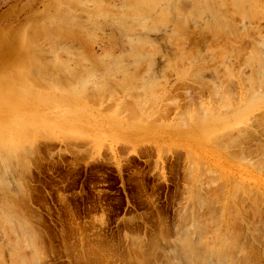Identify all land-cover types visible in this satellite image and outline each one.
Here are the masks:
<instances>
[{
    "label": "rangeland",
    "instance_id": "obj_1",
    "mask_svg": "<svg viewBox=\"0 0 264 264\" xmlns=\"http://www.w3.org/2000/svg\"><path fill=\"white\" fill-rule=\"evenodd\" d=\"M133 1L0 0V264H264V0Z\"/></svg>",
    "mask_w": 264,
    "mask_h": 264
},
{
    "label": "bare ground",
    "instance_id": "obj_2",
    "mask_svg": "<svg viewBox=\"0 0 264 264\" xmlns=\"http://www.w3.org/2000/svg\"><path fill=\"white\" fill-rule=\"evenodd\" d=\"M214 1H215V0H214ZM221 1H222V0H221ZM223 1H224V0H223ZM134 2H136V0L133 1V3H134ZM217 2H218V1H217ZM224 2H225V1H224ZM168 3H169V2H168ZM206 3H207V2H206ZM232 3H233V2H232ZM247 3H248V2H247ZM253 3H254V2H253ZM134 4H135V3H134ZM218 4H219V3H218ZM191 5H192V4H191ZM254 5H255V4H254ZM134 6H135V5H134ZM169 6H170V5H169ZM169 6H168V7H169ZM178 6H181V4H180V5L178 4ZM220 6H221V4H220ZM226 6H227V5H226ZM238 6H239V5H238ZM135 7H136V6H135ZM147 7H148V6H147ZM151 7H153V6L151 5ZM173 7H174V6H173ZM173 7H172V8H173ZM136 8H139V7H136ZM149 8H150V6H149ZM183 8H184V7H183ZM226 8H227V7H226ZM226 8H225V9H226ZM139 9H141V10L138 11V9L136 10V9L134 8V12H133V13H135V11H138V12H137V15H138V14L140 15V12H142V14H143V11H142L143 8H142V6H141V8H139ZM147 9H148V8H147ZM200 9H201V8H199V12H201ZM219 9H220V7H219ZM222 9H223V8H222ZM239 9H240V8H239ZM239 9H238V10H239ZM173 10L178 11V8L176 7V5H175V9H173ZM203 10H205V9H203ZM220 10H221V9H220ZM226 10H227V9H226ZM145 11H146V10H145ZM145 11H144V12H145ZM150 11H151V10H150ZM162 11H163V9H162ZM168 11H169V10L167 9V10L163 11V12L160 14V18L164 21V24H165V21H166V22L169 21V20H166V17H168L167 19H169V16H167V15L169 14ZM210 11H211V10H210ZM223 11H224V10H223ZM228 11H229V10H228ZM205 12H206V11H205ZM205 12H204V13H205ZM213 12H214V11H213ZM218 12H219V11H218ZM221 12H222V11H221ZM243 12H244V11H243ZM202 13H203V12H202ZM202 13H201V15H202ZM239 13H240V12H239ZM241 13H242V12H241ZM135 14H136V13H135ZM147 14H148V11H147ZM196 14H198V13H196ZM214 14H215V13H214ZM220 14H221V13H220ZM243 14H244V13H243ZM139 15H138V16H139ZM176 15H177V14H176ZM176 15H175V16H176ZM183 15H185V14H183ZM186 15H187V14H186ZM222 15L224 16L225 14H222ZM222 15H221V17H222ZM241 15H242V14H241ZM141 16H142V15H140L139 17H141ZM189 16H190V15H189ZM189 16H188V17H189ZM198 16H199V15H198ZM219 16H220V15H219ZM142 17H143V16H142ZM145 17H147V15H146ZM145 17H144V18H145ZM176 17H177V16H176ZM179 17H180V16H178V18H179ZM188 17L186 16L185 18H182V19H181V22H180L181 24H179V23H177V24H179V25L176 24V25H177L176 28H177V31H178V33H177L176 35L178 36V39H179V40H177V41H180L179 43H183V42L185 41V39H186L185 37H184L185 39L183 38V36H182L183 34H182V33H184V30H186V29L184 28V24H183V23H185V22L187 23V22H188V21H187V19H189ZM225 17H226V16H225ZM186 18H187V19H186ZM191 18H192V17H191ZM198 18H199V17H198ZM217 18H218V17H217ZM142 19H143V18H142ZM184 19H185V20H184ZM195 19H197V18L195 17ZM145 20H146V19H145ZM158 20H159V22H161L160 19H157V21H158ZM189 20H190V19H189ZM197 20H198V19H197ZM223 20H224V18H223ZM226 20H227V19H225V21H226ZM163 21H162V25H163ZM191 21H192V20H191ZM212 21H213V20H212ZM214 21H215V20H214ZM225 21H224V22H225ZM121 22H122V21H121ZM131 22H132V21H131ZM155 22H156V21H155ZM139 23H140V22H139ZM226 23H227V22H226ZM226 23H225V24H226ZM127 24H128V22H127ZM131 24H132V23H131ZM187 24H189V22H188ZM220 24H221V23H220ZM225 24H222V25L225 26ZM31 25H32V24H31ZM48 25H49L48 28H50V27L53 26V25H50V24H48ZM129 25H130V24H129ZM140 25H141V24H140ZM207 25H208V24H207ZM210 25H211V24H210ZM227 25H228V24H227ZM34 26H35V25H34ZM44 26L46 27V25H44ZM59 26H60V25H58L56 28H58ZM61 26H62V24H61ZM137 26H138V25H137ZM142 26H143V25H142ZM160 26H161V25H160ZM164 26H165V25H164ZM166 26H167V25H166ZM223 26H222V27H223ZM30 27H31V28H29V30L31 31L33 27H32V26H30ZM37 27H38V26H37ZM54 27H55V26H54ZM122 27H123V26H122ZM130 27H131V26H130ZM139 27H140V26H139ZM155 27H157V26H155ZM185 27H186V26H185ZM187 27H188V25H187ZM210 27H212V26H210ZM213 27H214V26H213ZM227 27H228V26H227ZM35 28H36V27H35ZM39 28H40V27H39ZM56 28H54V29H56ZM62 28H65V27H61V29H62ZM128 28H129V27H128ZM131 28H132V27H131ZM140 28H141V27H140ZM143 28H146V27L143 26ZM147 28H148V27H147ZM147 28H146V29H147ZM207 28H209V27H207ZM215 28H216V27H215ZM224 28H225V27H224ZM228 28H230V27H228ZM231 28H232V27H231ZM231 28H230V29H231ZM247 28H248V27H247ZM37 29H38V28H37ZM37 29H34V37H37V36H35V35L37 34V32H38V31L35 32ZM43 29H45V28L42 27V28H41V31H42ZM54 29L51 28L52 31L49 30L50 34H51V32H53V31L56 32L57 29H56V30H54ZM61 29H60V27H59L57 31H63V30H61ZM69 29H70V28H69ZM150 29H151V28H150ZM210 29H212V28H210ZM216 29H217L218 31L222 32V29H223V28H220L221 30H219L218 27H217ZM29 30H28V32H29ZM46 30L48 31V29H46ZM64 30H68V29L65 28ZM72 30H73V29H72ZM76 30H77V29H76ZM76 30H73V31H76ZM142 30H143V29H142ZM144 30H145V29H144ZM172 30H173V29H172ZM190 30H191V29H190ZM194 30H195V29H194ZM244 30H245V29H244ZM41 31H39V32H41ZM70 31H71V29H70ZM73 31H72V32H73ZM77 31H78V30H77ZM139 31H140V29H139ZM148 31H150V30L148 29ZM148 31H146V32H148ZM191 31H193V30H191ZM218 31H217V33H218ZM230 31H231V30H230ZM230 31H229V32H230ZM32 32H33V31H32ZM39 32H38V34H39ZM49 32H48V33H49ZM63 32H64V31H63ZM65 32H66V31H65ZM72 32H71V33H72ZM78 32H79V31H78ZM143 32H144V31H143ZM173 32H174V31H173ZM205 32H206V31H205ZM209 32H210V31H209ZM220 32H219V33H220ZM226 32H227V31H226ZM231 32H232V31H231ZM35 33H36V34H35ZM44 33H46V32L44 31ZM44 33H43V34H44ZM53 33H54V32H53ZM53 33H52V34H53ZM57 33L59 34V32H57ZM57 33H56V34H57ZM76 33H77V32H76ZM175 33H176V32H175ZM185 33H187V32H185ZM212 33H213V32H212ZM27 34H28V33H27ZM40 34H41V33H40ZM43 34H42V35H43ZM68 34H69V33H68ZM145 34H146V33H145ZM171 34H172V33H171ZM213 34H214V33H213ZM216 35H219V34H215V36H216ZM241 35H242V33H241ZM241 35H240V36H241ZM243 35H244V34H243ZM28 36H29V35H28ZM28 36H27V38H28ZM48 36H50L49 38H52V39H53V37L58 39V37H55L54 35H48ZM48 36H47V37H48ZM51 36H52V37H51ZM172 36H173V35H172ZM172 36H171V38H172ZM188 36H189V35H188ZM32 37H33V36H32ZM32 37H31V38H32ZM43 37H44V36H43ZM45 37H46V36H45ZM74 37H77V36H74ZM122 37H123V36H122ZM174 37H175V36H174ZM241 37H242V36H241ZM29 38H30V36H29ZM29 38H28V40H29ZM31 38H30V40H31ZM39 38H40V37H39ZM39 38H38V40H39ZM171 38H170V39H171ZM182 38H183V39H182ZM52 39H50V40H52ZM176 39H177V37H176ZM35 40H36V39H35ZM139 40H140V39H139ZM174 40H175V39H174ZM53 41L55 42L56 39L53 40ZM136 41H137V40H136ZM140 41H141V40H140ZM149 41H150V40L148 39V42H149ZM169 41H170V40H169ZM137 42H138V41H137ZM167 42H168V41H167ZM33 43H34V42H33ZM50 43H52V42H50ZM134 43L137 45L136 42H134ZM143 43H144V42H143ZM143 43H142V41H141V43L139 42L138 45H139V46H140L141 44L143 45ZM145 43H146V42H145ZM150 43H151V46H152V45H153V42L150 41ZM150 43H149V44H150ZM147 44H148V43H147ZM147 44H145V45H147ZM149 44H148V45H149ZM177 44H178V43H177ZM50 45H51V44H50ZM53 45H54V44H53ZM183 45H184V44H182V46H183ZM130 46H131V45H130ZM133 46H134V45H133ZM176 46H177V47L179 46V47L177 48V49H179V50L182 48V47H180V44H178V45H176ZM176 46H175V47H176ZM137 47H138V46H137ZM51 48H52V47H51ZM133 48H134V47H133ZM149 48H150V47H149ZM153 49H155V50H154L155 52L157 51V48H155V46H154ZM212 49H213V48H212ZM214 49H215V48H214ZM135 50L137 51V49H135ZM181 50H183V49H181ZM184 50H185V49H184ZM257 50H258V49H257ZM133 51H134V50H133ZM139 51H140V49H139L137 52H139ZM141 51H142V50H141ZM154 51H152V52H154ZM31 52H34V51H31ZM130 52H131V51H130ZM137 52H136V54H137ZM143 52H144V51H143ZM206 52H207V51H206ZM140 53H141V52H140ZM158 53H159V51L157 52V54H158ZM209 53H210V52H209ZM257 53H258V52H257ZM36 54H37V53H36ZM36 54H35V56H36ZM41 54H42V53H41ZM151 54H152V53H151ZM254 54H255V52H254ZM32 55H33V53H32ZM137 55H138V57L140 56L139 53H138ZM146 55H147V54H146ZM153 55L156 56L154 53H153ZM179 55H180V54H179ZM183 55H185V54L183 53ZM183 55H181V56H183ZM214 55H215V54H214ZM38 56H39V55H38ZM125 56H126V55H125ZM127 56H128V55H127ZM130 56H131V55H130ZM133 56H136V55H135V51H134ZM255 56H256V55H255ZM40 57H41V56H40ZM131 57H132V56H131ZM138 57L136 56V58H138ZM164 57H165V56H164ZM178 57H179V56H178ZM189 57H190V56H189ZM263 57H264V56H263ZM31 58H33V57H31ZM36 58H38V57H35V61H36ZM132 58L134 59L135 57H132ZM136 58H135L134 60L137 62ZM149 58L152 59V57H149ZM176 58H177V57H176ZM184 58H185V57H184ZM252 58H253V56H252ZM151 59H148L149 62H150V61L153 62V60H151ZM177 59H178V58H177ZM33 60H34V59H33ZM39 60H40V58H39ZM39 60H38V61H39ZM175 60H176V59H175ZM182 60H183V59H182ZM209 60H210V59H209ZM254 60H256L255 57H254ZM40 61H42V60H40ZM126 61H127V60H126ZM210 61H211V60H210ZM251 61H252V60H251ZM172 62H173V61H172ZM186 62H187V60H186ZM255 62H256V61H255ZM125 63H126V62H125ZM137 63H138V62H137ZM140 63H141V62H140ZM35 64H36V63H35ZM144 64H145V63H144ZM151 64H152V63H151ZM36 65H37V64H36ZM122 65H123V64H122ZM138 65H139V63H138ZM141 65H142V64H141ZM40 66H41V65H37V66L35 67V68L39 69V70H37L36 75H37V74H39V75H40V74H41V75H45V74L42 72V70H40ZM116 66H117V65H116ZM168 66H170V65H168ZM41 67H42V66H41ZM130 67H131V66H130ZM201 68H202V67H201ZM32 69H34V68H32ZM41 69H42V68H41ZM198 69H199V67H198ZM35 70H36V69H35ZM125 70H126V69H125ZM38 71H41L42 73H41V72L38 73ZM45 72H46V71H45ZM47 72H48V71H47ZM70 72H72V71H70ZM197 72H198V71H197ZM30 73H31V72H30ZM80 73H81V72H80ZM73 74H74V73H73ZM84 74H86V73H84ZM51 75H52V74H51ZM51 75H49V76H51ZM256 75H257V74H256ZM56 76H57V75H56ZM58 76H59V75H58ZM127 76H128V75H127ZM122 77H123V76H122ZM131 77H133V79H134V76H131ZM131 77L129 78L130 81H128L129 79L127 78L128 80L125 81V84H126V82H127V84H128V83L131 84ZM226 77H227V76H226ZM55 78H56V77H55ZM72 78H74V76H73ZM72 78H71V80H72ZM89 78H90V77H89ZM123 78H125V77H123ZM31 79H32V78H31ZM52 79H54V78L52 77ZM58 79H60V76H59ZM135 79H136V77H135ZM241 79H242V78H241ZM37 80H38V79H37ZM48 80H49V79H48ZM263 80H264V79H263ZM54 81H57V79H56V80L54 79ZM54 81H52V82L54 83ZM58 81H59V80H58ZM207 81H208V80H207ZM211 81H212V80H211ZM35 82H36V80H35ZM40 82H42V81H40ZM59 82H60V81H59ZM74 82H75V81H74ZM37 83H39V82L37 81L36 84H37ZM53 83H51V84L53 85ZM55 83H56V82H55ZM62 83H63V81H62ZM62 83H61V85L64 84V83H63V84H62ZM119 83H121V82H119ZM122 83H123V82H122ZM134 83H135V82H134ZM43 84H44V82H43ZM47 84H48V81L46 82V86H45V87L48 88ZM51 84H50V85H51ZM58 84H59V83H58ZM69 84H72V83H69ZM108 84H109V83H108ZM125 84H124V83H123V85H122V84H119L118 87H117L116 84H115V85H116L117 88H120L119 86L128 87L129 84H128V85L126 84L127 86H125ZM132 84H133V83H132ZM44 85H45V84H44ZM44 85H43V86H44ZM48 85H49V84H48ZM64 85H65V84H64ZM155 85H156V84H155ZM151 86H152V85H151ZM262 86H264V85H262ZM41 87H42V86H41ZM64 87H65V86H64ZM91 87H92V86H91ZM97 87L100 88L99 86H97ZM124 87L120 88V90L123 89ZM131 87H133V86H131ZM134 87H135V86H134ZM134 87H133V88H134ZM144 87H145V86H144ZM144 87H143V88H144ZM245 87H246V86H245ZM247 87H248V86H247ZM129 88H130V85H129V87H128L127 89H129ZM133 88H132V89H133ZM43 89H44V88L42 87V90H43ZM144 89H145V88H144ZM247 89H248V88H247ZM101 90H102L101 92H100V89H99V91L97 90V92H99V94H100V93H102L103 91H105V89L103 90V88H101ZM124 90H125V89H124ZM133 90H134V89H133ZM133 90H132V91H133ZM217 90H218V89H217ZM145 91H146V90H145ZM210 91H211V90H210ZM246 91H247V90H246ZM128 92H129V90H128ZM117 93H118V92H117ZM131 93H132V92H131ZM218 93H219V92H218ZM215 94H216V93H215ZM100 95H101V94H100ZM130 96H131V95H130ZM88 97H89V96H88ZM95 97H96V96H95ZM230 97H231V96H230ZM92 98H94V97L92 96ZM98 101H99V100H98ZM149 105H150V104H149ZM134 107H135V106H134ZM133 110H134V109H133ZM136 111H137V110H136ZM216 112H217V111H216ZM137 114H138V113H137ZM131 115H132V114H131ZM213 115H214V114H213ZM133 116H134V115H133ZM203 119H204V118H203ZM3 131H4V129L0 128V133H1V134L3 133ZM25 131H26V130H25ZM1 134H0V136H1ZM23 134H24V133H23ZM2 135H3V134H2ZM25 137H26V136H25ZM0 138H2V137H0ZM21 139H23V138L21 137ZM24 140H25V139H24ZM1 141H2V140H0V142H1ZM2 144H3V142H2ZM14 145H15V143H14ZM22 145H23V144H22ZM31 145H32V144H31ZM0 146H1V145H0ZM7 146H8V145L6 144V146H1V148L4 147V150H5V147H7ZM8 148H9V147H8ZM2 150H3V149H0V152H1ZM6 150H7V149H6ZM6 150H5V151H6ZM11 150H12V149H10V151H11ZM15 150H16V149H15ZM3 152H4V151H3ZM16 152H17V151H16ZM2 154H3V153H1L0 155H2ZM14 158H15V157H14ZM3 159H4V157H3ZM3 159H2L1 156H0V163H1V164H4V163H5V161H4ZM5 159H6V158H5ZM2 160H3L4 162H1ZM6 163H7V162H6ZM1 164H0V165H1ZM6 165H7V164H4V167H5ZM7 166H8V165H7ZM262 166H263V165H262ZM0 167H1V166H0ZM4 167L2 166L1 168L3 169ZM5 169H7V167H6ZM3 170H4V169H3ZM2 177H3V176H2ZM234 187H235V186H234ZM1 190H2V189H1ZM26 225H27V224H26ZM19 226H20V225H19ZM231 229H232V228H231ZM197 234H198V233H197ZM201 235H202V234H201ZM189 237H190V236H189ZM187 238H188V237H187ZM189 239H190V238H189ZM231 240H232V239H231ZM186 241H188V240H186ZM186 241H185V242H186ZM191 242H192V241H191ZM181 243H182V242H181ZM187 244H188V243H187ZM228 245H229V244H228ZM185 246H186V244H185ZM189 246H190V245H189ZM186 247H187V246H186ZM206 247H207V246H206ZM190 249H191V248H190ZM0 250H1V249H0ZM20 250H21V249H20ZM213 251H214V249H213ZM189 252H190V251H189ZM193 252H194V250H193ZM190 253H191V252H190ZM11 254H12V253H11ZM17 254H18V253H17ZM185 255H186V254H185ZM16 256H17V255H16ZM18 256H20V255H18ZM20 260H21V259H20ZM21 261H22V260H21ZM29 262H30V261H29ZM19 263H20V262H19ZM31 264H32V263H31Z\"/></svg>",
    "mask_w": 264,
    "mask_h": 264
}]
</instances>
